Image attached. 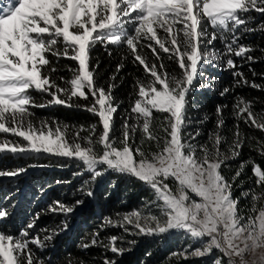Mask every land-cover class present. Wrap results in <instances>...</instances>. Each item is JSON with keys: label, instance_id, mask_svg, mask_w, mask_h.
I'll use <instances>...</instances> for the list:
<instances>
[{"label": "snow or ice", "instance_id": "snow-or-ice-1", "mask_svg": "<svg viewBox=\"0 0 264 264\" xmlns=\"http://www.w3.org/2000/svg\"><path fill=\"white\" fill-rule=\"evenodd\" d=\"M253 12L264 16V0H0V155L73 160L81 169L74 175L89 176L86 184L108 173L135 179L149 189L152 199L116 218L106 217L102 228H120L133 236L182 234L193 243L171 254L177 259L219 253L212 264H264V170L251 162L255 187L242 190L239 197L233 196V185L249 161L241 162L231 179L221 171L228 160L240 155L246 141L256 140L254 150L264 156V141L246 137L239 127L243 121L264 132V110L254 111L253 101L234 97L236 123L229 130L230 142L223 134L227 105H216L215 124L205 142L197 141L199 127L188 131L194 123L189 115L190 94L205 66L222 64L234 70L233 85L223 88L222 97L241 86L264 90V85L249 82L235 70L233 59L255 60L249 55L255 49L239 42L245 33L264 32V25L249 27L255 20ZM217 41L221 49L215 47ZM97 44L106 50L110 45L125 49L122 60L130 57L145 73L144 79L134 81L119 138L112 136L119 108L112 95L115 84L105 89L96 79L99 64L91 65V51ZM145 48L154 59L143 54ZM162 53L177 64L178 74L166 71ZM49 56L57 63L60 59L76 62V67L68 68L71 77H54L59 69ZM123 67L119 63L116 73ZM115 79L113 74L110 80ZM215 80L210 77L199 86L211 87ZM33 91L49 99L38 104ZM89 96L90 104L77 103ZM51 105L82 108L97 116L98 124L85 129L55 121L34 122L31 109ZM156 114L162 115L158 126ZM209 119L205 115L195 123ZM145 145H154L155 151H145ZM221 145H226V151ZM26 172L23 167L0 169V178ZM80 191L94 195L91 188ZM249 198L244 215L240 200ZM82 203L57 200L46 211L67 216ZM8 215L0 208V220ZM40 216L36 213L17 234L0 230V264H46L37 253L48 248L67 224L59 230L45 229L44 235L33 234ZM118 242H124L123 235L106 237L105 242L97 232L81 247L100 246L122 255L129 249ZM103 264L116 262L104 258Z\"/></svg>", "mask_w": 264, "mask_h": 264}, {"label": "trees", "instance_id": "trees-1", "mask_svg": "<svg viewBox=\"0 0 264 264\" xmlns=\"http://www.w3.org/2000/svg\"><path fill=\"white\" fill-rule=\"evenodd\" d=\"M255 17L254 22L249 27L264 25V16L258 13H251ZM241 44L249 45L254 51L249 55L255 57L254 61L233 57L236 61L237 69L244 74L249 82H255L264 85V32L259 30L245 33L240 36ZM215 47L221 49L223 46L219 41L215 42ZM111 52V55H109ZM144 55L150 60V50L145 48ZM125 49L109 46L108 50L103 45L97 44L91 51V65L96 68L97 82L108 88L109 83H114L112 89L114 102L119 105L117 112L114 114V130L112 136L119 138L121 132L122 117L125 109L129 106L130 94L133 92V84L136 78H145L142 66L134 65L131 58L123 59ZM165 69L168 73H179L178 66L175 62L167 59L166 54H161ZM49 59L58 67L54 77L64 76L70 78L71 73L68 68L76 67V62L69 59L57 60L53 56ZM123 62L124 67L119 73H116V67ZM233 69H227L222 64L216 67L207 65L203 69V76L198 81V85L190 94L189 115L194 121L188 131H194L199 127L201 135L197 137L199 143L205 142L207 134L215 124L216 105H227L224 109L223 116L225 128L223 134L231 140L230 129H233L236 120L232 116V105L234 97L242 96L246 100L253 101V110H264V90L241 86L226 96H220V92L225 87L233 85ZM116 74L114 81L110 77ZM215 77L216 80L211 87H200L208 83V78ZM236 79H239L237 77ZM60 83L59 80H57ZM36 103H44L49 97L42 96L40 93L32 92ZM91 96L88 100H78L81 105L90 104ZM31 111L34 113V122L37 124L41 121H55L60 124L83 127L85 129L93 124H98L99 118L92 113L77 107H67L63 105H51L48 107H35ZM207 115L210 119L203 124H196L195 121L203 119ZM156 126L162 119L161 114H156ZM240 130L246 137H256L264 141V132L255 128H250L239 122ZM99 130V129H98ZM82 135L87 136L88 132ZM139 135L137 136V143ZM256 140L246 141L244 147L240 150V155L236 159L227 161V166L222 167V174L231 179L239 169L241 162L249 161L245 165L244 171L240 178L233 185V196L239 197L242 190L255 187L253 176V164L259 165L264 170V156L254 150ZM145 151H155L154 145H145ZM222 150L226 151V145H221ZM27 168V172L14 178L18 184L9 192L2 193L3 200H0V208L9 207L16 204L13 213L9 214L6 219L0 220V230L4 229L12 234H17L36 213H41L40 219L36 223V228L32 230L33 234L39 232L41 235L46 234L45 229H61L66 222V229L59 230V234L49 242L48 248L37 254L46 262V264H103L104 258L114 260L116 264H212V259L219 253L202 258L177 259L171 257L174 252H180L187 248L193 242L182 234L162 235V236H133L128 235L120 228L105 227L102 224L106 217L116 218L118 213H126L133 209L141 208L146 200L152 199V194L147 187L139 181L127 176H120L113 173L105 174L97 178L94 182L86 184L89 176L74 175L81 169L73 160L57 158L51 156H15L10 154L0 155V169ZM60 181V183H57ZM91 188L94 192L92 197L84 195L80 189ZM259 192L260 189L256 188ZM10 197V198H9ZM7 202H4L8 199ZM19 200V201H18ZM61 201L65 204L72 205L76 200H83V203L76 206L75 211L67 216L61 214L45 213L43 205L46 208L53 201ZM9 206V207H8ZM250 206L249 200L241 199L239 207L242 214L247 215ZM12 208V207H11ZM99 233V239L106 242V237L112 235H123L124 242H118V246L126 249L122 255L113 254L105 251L102 247H90L83 249L81 245L91 240L94 233ZM135 243H129V241ZM196 247V244H193Z\"/></svg>", "mask_w": 264, "mask_h": 264}, {"label": "rangeland", "instance_id": "rangeland-1", "mask_svg": "<svg viewBox=\"0 0 264 264\" xmlns=\"http://www.w3.org/2000/svg\"><path fill=\"white\" fill-rule=\"evenodd\" d=\"M4 135H7V134H4ZM10 138H12V137H10ZM15 139H18V138H15ZM14 178L15 177H11V178H8V177H3V178H0V200L2 199L3 200V194L2 193H5V192H9V191H11L12 189H13V187H15V186H17L18 184L15 182V180H14ZM10 198V197H9ZM9 198L8 199H6L4 202H7V200H9ZM19 201V200H18ZM9 207V206H8ZM12 207V208H11ZM11 207H9L8 208V210H7V208L6 207H3L4 209H6L7 210V212L9 213V214H11V213H13V210H15V208H16V204L14 203L13 204V206H11ZM43 210H45V213H47V208H46V206H45V204L43 205ZM33 218V217H32ZM3 231H5V232H8V231H6V230H4V229H2ZM8 233H10V232H8ZM12 234V233H11ZM197 246V245H196Z\"/></svg>", "mask_w": 264, "mask_h": 264}]
</instances>
